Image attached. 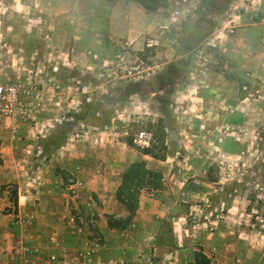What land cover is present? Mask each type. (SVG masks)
Listing matches in <instances>:
<instances>
[{
    "label": "rangeland",
    "instance_id": "rangeland-1",
    "mask_svg": "<svg viewBox=\"0 0 264 264\" xmlns=\"http://www.w3.org/2000/svg\"><path fill=\"white\" fill-rule=\"evenodd\" d=\"M129 3L0 0V84L27 92L20 118L0 120L16 152L0 158V264H241L232 235L264 232V0ZM42 125L70 140L76 176L42 166ZM142 148L165 161L168 215L148 238L109 233L122 219L94 188ZM213 207L229 217L214 244Z\"/></svg>",
    "mask_w": 264,
    "mask_h": 264
},
{
    "label": "crops",
    "instance_id": "crops-1",
    "mask_svg": "<svg viewBox=\"0 0 264 264\" xmlns=\"http://www.w3.org/2000/svg\"><path fill=\"white\" fill-rule=\"evenodd\" d=\"M131 4L136 3L130 1L129 7H131ZM42 120L45 121L46 119L43 118ZM43 124L45 123L43 122ZM38 133L40 137L38 138L36 151L38 152V159H42V166H49L47 164L51 163L53 167L64 168L73 177L76 176L74 161L77 157L70 140H68L66 144H62L60 134L56 131V128L47 129L43 125L41 129L38 130ZM11 140H13V138ZM129 151V155L125 157L123 161L119 160L121 162L110 166L113 170H105L103 173L104 175L101 176L103 181L98 182L94 188L96 191L102 194L101 196L103 198L104 207L106 200L108 201L107 207H105L103 213L114 216L116 219H125L128 215L125 205L116 197V191L119 189L122 183V175L128 170V168L132 164L143 163L147 170L156 171L160 166L154 164V162L162 164L165 163V161L163 162V160H156L155 158H152L141 151L134 152L130 149ZM15 155L16 152L12 142H9V145L6 142H2L0 144V158L3 160L4 166H7L9 163H14L16 160ZM151 159H153V161ZM89 166H91V164H89ZM89 166L85 162V175L90 174V172L87 171ZM158 171L161 172V187L152 188L146 185L139 191L138 206L135 215L126 228L120 229V231L132 233L141 232L142 239L144 236H147L148 238V236H151V234L147 233L151 226L155 224L157 220L159 221V219H163L168 215L169 206H171L173 201L167 188L168 183L166 184L165 182L166 178L164 177V171L161 169V167L158 169ZM180 194L184 195L183 190H180ZM109 203L111 205H109ZM212 211H215L212 216L213 218H210V222L215 224L213 227L214 231L211 234L214 244L215 239L216 241H219L220 235L224 234L226 231V220L222 221V219L218 217H223L225 219L229 217L225 214L219 216L218 209L215 207L212 208ZM180 216L181 213L178 214V217ZM246 223L249 225V221L246 220ZM106 226L109 233L118 230V228L108 227L107 224ZM260 228L264 229V226L262 225ZM242 230H244V232L247 234L246 240H237L235 234H233L232 238L234 239H232V244L230 243V247L228 248V250H232L233 253H226V259L233 263L240 262L241 264H264V232L254 229L251 226L244 227ZM153 232L155 233L156 229H153Z\"/></svg>",
    "mask_w": 264,
    "mask_h": 264
},
{
    "label": "trees",
    "instance_id": "trees-1",
    "mask_svg": "<svg viewBox=\"0 0 264 264\" xmlns=\"http://www.w3.org/2000/svg\"><path fill=\"white\" fill-rule=\"evenodd\" d=\"M109 3H116L118 0H104ZM138 4L146 11H155L158 8L164 6L165 0H129ZM126 144L132 146V141L127 139ZM142 153L147 154L153 158L159 159L154 156L147 148H142ZM150 186L152 188L161 187V177L157 176L156 172L147 170L143 163L132 164L128 170L122 175V183L117 191V199L122 202L128 212L125 219L120 220L119 224H110V228L124 229L129 224L133 216L135 215L138 206L139 191L144 186ZM188 264H211L209 258L201 252H197L192 262Z\"/></svg>",
    "mask_w": 264,
    "mask_h": 264
},
{
    "label": "built area",
    "instance_id": "built-area-1",
    "mask_svg": "<svg viewBox=\"0 0 264 264\" xmlns=\"http://www.w3.org/2000/svg\"><path fill=\"white\" fill-rule=\"evenodd\" d=\"M25 94L26 90L16 84H0V120L16 122L20 118L24 111L22 98ZM135 139L137 143L148 145L151 134L140 131Z\"/></svg>",
    "mask_w": 264,
    "mask_h": 264
}]
</instances>
